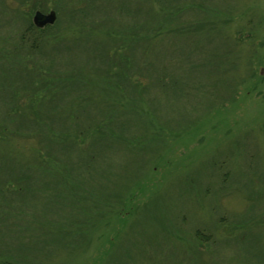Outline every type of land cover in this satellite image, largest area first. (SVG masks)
<instances>
[{"label": "rangeland", "instance_id": "374dc122", "mask_svg": "<svg viewBox=\"0 0 264 264\" xmlns=\"http://www.w3.org/2000/svg\"><path fill=\"white\" fill-rule=\"evenodd\" d=\"M0 264H264V0H0Z\"/></svg>", "mask_w": 264, "mask_h": 264}, {"label": "trees", "instance_id": "16d2710c", "mask_svg": "<svg viewBox=\"0 0 264 264\" xmlns=\"http://www.w3.org/2000/svg\"><path fill=\"white\" fill-rule=\"evenodd\" d=\"M50 26L51 25H46V26H44L42 28H40V27L33 28V25L32 24H29V25H27V27L21 33L20 39H21L22 42L29 41V39H31V36H29V35H30V33H31L32 30H35V31L37 30L38 32H44ZM32 33H34V32H32ZM117 35H116V37H118L119 39H117V38L114 39V42H116V40H117V42L121 45L123 43V40L125 38L123 37V35H120V33H118ZM35 42H36V39H33L32 44H31L30 47L35 46ZM118 43H117V45H118Z\"/></svg>", "mask_w": 264, "mask_h": 264}, {"label": "water", "instance_id": "95a60500", "mask_svg": "<svg viewBox=\"0 0 264 264\" xmlns=\"http://www.w3.org/2000/svg\"><path fill=\"white\" fill-rule=\"evenodd\" d=\"M56 19V14L53 10L49 12H42L36 10L33 16V22L37 27H44L45 25L54 23Z\"/></svg>", "mask_w": 264, "mask_h": 264}]
</instances>
